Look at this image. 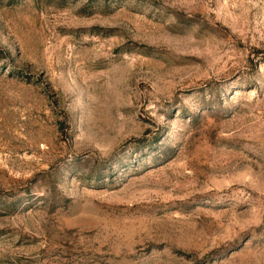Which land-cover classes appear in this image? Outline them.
I'll use <instances>...</instances> for the list:
<instances>
[{
  "label": "rangeland",
  "instance_id": "rangeland-1",
  "mask_svg": "<svg viewBox=\"0 0 264 264\" xmlns=\"http://www.w3.org/2000/svg\"><path fill=\"white\" fill-rule=\"evenodd\" d=\"M0 264H264V0H0Z\"/></svg>",
  "mask_w": 264,
  "mask_h": 264
}]
</instances>
